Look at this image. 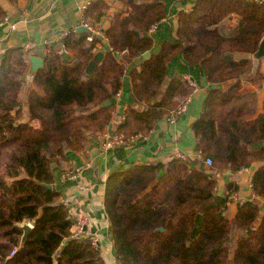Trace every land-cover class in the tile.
<instances>
[{"label": "trees", "instance_id": "obj_1", "mask_svg": "<svg viewBox=\"0 0 264 264\" xmlns=\"http://www.w3.org/2000/svg\"><path fill=\"white\" fill-rule=\"evenodd\" d=\"M115 2L123 8L104 32L108 47L98 36L89 40V33L69 29L59 45L72 53V61L48 46L45 65L25 94L32 51L12 47L0 58V264H105L90 236H75L77 220L61 193L40 183L54 184V167L68 150L85 152L90 137L108 131L112 101L129 67L126 58L140 64L130 71L134 103L117 133L144 136L158 120L175 116L195 90L184 76H168L179 56L200 67L210 84L229 82L207 90L192 125L196 150L213 164L204 169L173 156L110 174L104 200L117 264H264V164L251 179L256 199L239 203L234 215L228 207L239 186L230 181L223 193L217 191L224 172L264 163V144L255 147L264 142V101L259 112L246 100L247 84L264 85L261 65L255 69L251 57L264 35V4L196 0L190 11H180L174 41L153 53L149 33L167 18L166 0H95L84 21L99 29ZM234 15L238 25L224 31L223 23ZM6 18L0 5V24ZM105 48L99 66L87 73ZM146 51L150 56L142 58ZM107 100L111 104L102 106ZM24 221L33 227L20 248Z\"/></svg>", "mask_w": 264, "mask_h": 264}, {"label": "crops", "instance_id": "obj_2", "mask_svg": "<svg viewBox=\"0 0 264 264\" xmlns=\"http://www.w3.org/2000/svg\"><path fill=\"white\" fill-rule=\"evenodd\" d=\"M93 1L95 0H16V2L0 0V5L7 12V18L0 24V58L7 49L24 47L27 42H30L34 44V48L30 50L32 51L31 56L37 55L44 58L47 47L52 45L61 53L63 61H72V53L59 45L61 38L69 29H77L82 25L85 11ZM195 1L166 0L167 18L149 33L154 40L151 52H158L164 41H174L177 36L180 11H190ZM122 8V3H113L101 20L99 30L102 36L98 37L103 40L106 47L108 44L104 32L110 26L112 15L120 12ZM239 21L240 17L234 15L223 23V30L236 27ZM126 59L129 67L123 78V87L112 101L116 104V109L108 126V132L111 134L117 133L125 117L126 107L134 103L131 96L130 71L134 66L139 65L140 61ZM254 65L255 69L261 65L264 72V58L255 59ZM175 73L192 82L195 90L187 101V109L176 116L174 121L169 118L160 119L146 135L139 134L127 138L126 143L110 150L103 148L100 135L92 136L88 140L85 152L68 150L67 159L54 167L55 182L53 185L61 193V201L69 207L77 223L82 224V234L90 236L101 247L105 264H117L114 245L109 234L110 225L104 200L107 181L111 173L126 171L135 165L155 164L169 157H176L178 153L185 154L191 165L208 168L195 159L196 138L192 125L206 105L207 90L211 87L227 88L229 82L210 84L203 70L186 63L182 56L174 58L170 64L168 76ZM24 80L25 94L27 89L32 87L33 75L28 73ZM247 88L251 92L246 99L247 102L255 105L257 111L260 112L264 101V85L258 87L250 83L247 84ZM28 118L25 115L24 119L28 120ZM263 144L264 142H259L255 147L259 148ZM261 164L264 163H254L250 168L236 174L226 171L219 176L217 187L219 193L224 192L226 184L230 181L239 186V190L232 195L229 203L228 213L231 216L237 212L239 203L256 199L251 193V179L255 169ZM209 172L212 173V171ZM71 173H76V177H71ZM261 209L264 210V202L261 204ZM76 230L77 227L74 226L72 231Z\"/></svg>", "mask_w": 264, "mask_h": 264}, {"label": "water", "instance_id": "obj_3", "mask_svg": "<svg viewBox=\"0 0 264 264\" xmlns=\"http://www.w3.org/2000/svg\"><path fill=\"white\" fill-rule=\"evenodd\" d=\"M77 31L89 33V34L91 33V30L88 29L87 27L83 26V25L78 26ZM106 52H107V48H105L101 51H98L95 54L94 58L89 62L88 66H87V73H89V74L92 73L99 66V64L103 60ZM150 54L151 53L149 51H146L142 55V58H147L150 56ZM251 57L256 59V60L264 58V36L260 42L258 50ZM29 61L31 62V67L29 69L30 75H34L39 69L44 67V58L41 56L32 55V56H30ZM110 104H111V101L107 100V101H104L102 103V106H108ZM90 134H91L90 132L87 133V135H90ZM40 184L47 187V188H53L54 187L53 184H46V183H40ZM20 227L23 230V235H22L21 243H20V248H22L24 245V242L28 236V233L31 231L33 226L30 223L26 222V223H23L22 225H20ZM157 230L163 231L164 228L160 227Z\"/></svg>", "mask_w": 264, "mask_h": 264}, {"label": "built area", "instance_id": "obj_4", "mask_svg": "<svg viewBox=\"0 0 264 264\" xmlns=\"http://www.w3.org/2000/svg\"><path fill=\"white\" fill-rule=\"evenodd\" d=\"M260 2H262L264 4V0H258ZM83 26L87 27L88 29L91 30L90 36L88 37L89 40H92L95 36H102L101 32L99 29H95L92 27V25H90V23L83 21L82 23ZM15 26H13L14 28ZM155 26L152 28L154 29ZM24 48L26 50H31L34 48V44L27 42L24 46ZM192 83V82H191ZM187 109V103L184 104L179 111L175 114V116H172L170 120L174 121L175 117L179 114H181L182 112H184ZM100 138L102 139V146L104 149L106 150H110L111 148L117 146V145H121L127 142V137L122 134V133H116V134H111L109 132H106L103 135H100ZM177 158L181 159V160H187V156L183 153H178L176 155ZM195 159L201 160L204 162V164L207 167L212 166L213 164V160L210 157L207 158H203V155L200 151H197L196 155H195ZM71 177H76V173H71L70 174ZM31 224V223H30ZM32 225V224H31ZM33 226V225H32ZM77 230L74 232L75 236L81 235L82 234V224L77 223L76 225ZM94 242L96 243V241L94 240ZM97 244V243H96ZM16 249L13 250V252L11 253V255H13L15 253Z\"/></svg>", "mask_w": 264, "mask_h": 264}, {"label": "rangeland", "instance_id": "obj_5", "mask_svg": "<svg viewBox=\"0 0 264 264\" xmlns=\"http://www.w3.org/2000/svg\"><path fill=\"white\" fill-rule=\"evenodd\" d=\"M23 94H24V90H23ZM107 132H108V131H107ZM54 166H55V165H54ZM26 222L31 223V224L33 225V223L30 222V221H24V222L20 223V225H22L23 223H26Z\"/></svg>", "mask_w": 264, "mask_h": 264}]
</instances>
